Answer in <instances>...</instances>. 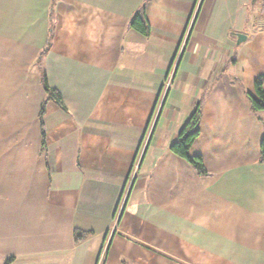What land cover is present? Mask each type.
Returning <instances> with one entry per match:
<instances>
[{
  "label": "crops",
  "instance_id": "0c3cea01",
  "mask_svg": "<svg viewBox=\"0 0 264 264\" xmlns=\"http://www.w3.org/2000/svg\"><path fill=\"white\" fill-rule=\"evenodd\" d=\"M195 3L0 0V264H264V112L246 97L264 90V6L202 0L185 38ZM143 5L148 36L128 27ZM198 102L205 176L169 151Z\"/></svg>",
  "mask_w": 264,
  "mask_h": 264
},
{
  "label": "trees",
  "instance_id": "16d2710c",
  "mask_svg": "<svg viewBox=\"0 0 264 264\" xmlns=\"http://www.w3.org/2000/svg\"><path fill=\"white\" fill-rule=\"evenodd\" d=\"M128 27L130 29L135 30L136 32L140 33L143 36L149 35V26L145 19L144 5L141 6V8L135 12V14L133 15L132 19L130 20L128 24ZM46 50L47 49L41 52L39 60L37 61L38 64L40 63V60L42 59V55L45 54ZM43 82L45 83L44 79H43ZM45 91L48 93L47 100H53L58 105L62 106L60 96L57 92L49 89L47 85H45ZM246 97L248 99L250 109L253 113L257 114L260 112H264V90H263V78L262 77H259L254 81L253 93H246ZM43 115H44V106H42L40 113H39V123H40L42 144L44 145V129H43V121H42ZM200 122H201V105L198 102L195 105L190 117L188 118V120L186 121L182 129L179 131L176 139L170 144L169 151L173 155L177 156L178 158L184 160L189 165H191L198 175L205 176L206 170L203 165L202 159L198 156H193L190 154V148L192 144L194 143V141L199 136ZM262 126H263V138L260 144L259 161L261 163H264V122H262ZM90 235L91 233L75 230L74 231V243L79 244L82 241H84L87 237H89Z\"/></svg>",
  "mask_w": 264,
  "mask_h": 264
},
{
  "label": "built area",
  "instance_id": "2783aa9c",
  "mask_svg": "<svg viewBox=\"0 0 264 264\" xmlns=\"http://www.w3.org/2000/svg\"><path fill=\"white\" fill-rule=\"evenodd\" d=\"M201 4H202V0H196V3H195V8H194V10H193V13H192V15H191V19H190V22H189V26L187 27V31H186V33H185V38L188 36V34H189V32H190V30H191V28L193 27V25H194V22H195V19H196V15H197V13H198V11H199V9H200V6H201ZM263 11H264V9H263ZM184 38V39H185ZM180 48V47H179ZM180 53H181V49L180 50H178V52L176 53V56H175V58H174V60H173V62L175 63V65H177V63H178V61H179V55H180ZM172 69H170L169 70V74H168V80L171 78V73H173L174 72V70L176 69V66H173V67H171ZM167 82V81H166ZM169 85H170V82H167V87H166V89L169 87ZM164 96L165 95H163V98H164ZM144 150H145V147H143V150H142V153H141V155L143 154V152H144ZM137 169V168H136ZM129 189H130V187H129ZM129 189H126L125 188V191L123 192V195L125 196H127V194H128V192H129ZM122 195V196H123Z\"/></svg>",
  "mask_w": 264,
  "mask_h": 264
},
{
  "label": "water",
  "instance_id": "95a60500",
  "mask_svg": "<svg viewBox=\"0 0 264 264\" xmlns=\"http://www.w3.org/2000/svg\"><path fill=\"white\" fill-rule=\"evenodd\" d=\"M236 37H237V39H238V40H237V43L240 44L241 41H243L244 36H243V35H240V34H237ZM241 39H242V40H241Z\"/></svg>",
  "mask_w": 264,
  "mask_h": 264
},
{
  "label": "rangeland",
  "instance_id": "374dc122",
  "mask_svg": "<svg viewBox=\"0 0 264 264\" xmlns=\"http://www.w3.org/2000/svg\"><path fill=\"white\" fill-rule=\"evenodd\" d=\"M257 1L264 6V0H257ZM262 16H264V13L262 14Z\"/></svg>",
  "mask_w": 264,
  "mask_h": 264
}]
</instances>
